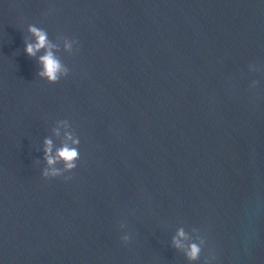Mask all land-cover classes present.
Masks as SVG:
<instances>
[{"label": "water", "instance_id": "1", "mask_svg": "<svg viewBox=\"0 0 264 264\" xmlns=\"http://www.w3.org/2000/svg\"><path fill=\"white\" fill-rule=\"evenodd\" d=\"M0 264H264V0H0Z\"/></svg>", "mask_w": 264, "mask_h": 264}, {"label": "clouds", "instance_id": "2", "mask_svg": "<svg viewBox=\"0 0 264 264\" xmlns=\"http://www.w3.org/2000/svg\"><path fill=\"white\" fill-rule=\"evenodd\" d=\"M27 31L34 37V43H25L24 52L30 57L36 56V53L44 49V54L39 56L37 62L41 66V70L37 73L41 78H45L49 84H54L59 81L61 76H67L69 69L65 66L59 57L55 54L54 49L56 45L50 43L46 31L40 29L34 25H29ZM76 43L74 40H66L64 44V50L66 52H71L73 44ZM250 69H253V65H249ZM257 81L251 82V87H256ZM61 123H65L61 121ZM65 139L70 140L72 146H69L67 143L63 144L55 152V155H52V141L50 139L44 140V157L46 164L49 166L48 169L43 171L42 176L45 178L58 177L62 175V170L52 167L58 161H62L64 168L63 171L71 172L76 167V161L79 159V151L76 145L79 144L78 139H73L71 134L66 133ZM70 177H65L69 179ZM185 237L183 229H179L176 233V236L173 238V246L176 248H182L183 245L180 243V240ZM131 239V236L125 234L121 237V240L127 243ZM201 252V248L198 244L192 243L188 245V250L185 255L189 260L198 259Z\"/></svg>", "mask_w": 264, "mask_h": 264}]
</instances>
